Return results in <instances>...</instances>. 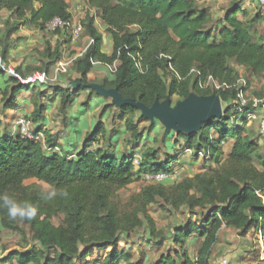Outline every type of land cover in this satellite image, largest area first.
I'll return each instance as SVG.
<instances>
[{
	"label": "trees",
	"instance_id": "16d2710c",
	"mask_svg": "<svg viewBox=\"0 0 264 264\" xmlns=\"http://www.w3.org/2000/svg\"><path fill=\"white\" fill-rule=\"evenodd\" d=\"M82 1L98 13L111 39V53L107 55L101 51L102 35L95 28V17L87 14L82 21V37L91 40L92 44L81 57L72 61L70 69L76 78L71 84H95L87 77L93 68L92 63L115 65L114 77L103 80L99 85L105 89H116L123 98L150 107L167 97L183 101L190 94H215L221 103H229L236 98V88L212 92L200 84L210 76L219 84L235 85L242 77L229 67L230 62L245 71L247 88L248 76L264 83L262 10L247 19L245 11L233 4L225 11L221 29L214 32L211 14L199 8L193 0ZM257 3L259 9L264 8V0H257ZM0 13L8 14L0 29V58L5 64L13 36L20 26L46 32V25L53 19H71L63 0H0ZM238 16L244 20H239ZM50 34L58 36L60 32ZM58 47L60 45L52 51L47 45L41 66L33 68V72H30L31 68L22 71L17 67L15 73L26 78L35 72L49 71L51 65L61 59ZM193 70L199 76L192 74ZM33 87L8 78L5 87L0 88V114L5 115L7 109L14 110L18 96L30 92ZM86 91L90 90L81 87L75 90L53 89V94L59 99L61 123H65L68 109L77 95ZM40 97L41 92L35 91L31 101L32 113L28 119L25 117L35 126L44 119L45 107L38 102ZM255 97L263 98L264 94ZM106 107L114 108L108 104L103 110ZM136 112L125 106L119 109L115 119L123 121L130 134V146L134 148L144 135L135 122ZM227 114H230L229 110H225L219 121L210 119L202 123L197 132L178 134L187 151L194 156H205V161L214 169L182 180L171 188L146 186L136 196L133 210L129 208L127 212L114 205L112 199L116 191L134 183L138 171H142L143 176L173 178L168 164H153L156 151L146 149L135 168L130 157L117 158L103 146L92 148L100 140L102 145L107 143L108 146L113 138L101 122L86 134L80 151L71 156L55 146L56 135L45 132L48 145L45 148L50 150L47 152L43 144L24 139L19 133L0 134V196L7 194L18 202H30L39 209L34 221L13 222L0 208V231L17 233L26 240L23 227L27 226L32 242L37 244L22 251L6 253L0 264H79L85 263L91 251L107 248L112 252L99 264H131L128 254L118 247L120 235L128 236L141 227L140 215L154 234V224L147 215V208L157 200L173 211L185 209L191 214L202 213V224L189 223L184 229L176 228L172 244L178 252L175 257L161 255L157 264H208L222 228L245 236L259 226L264 233V204L257 195V192L264 194V156L260 153L259 144L252 140L246 121L243 120L241 126L232 125ZM40 130L42 127L39 126ZM210 131H214L218 138L212 139ZM228 141L232 142V147L227 161L220 165L221 145ZM255 160L260 163L262 171L254 167ZM29 180L41 182L49 190L44 191L35 184L25 185ZM52 191L57 194L49 200L47 196ZM65 192L66 198L62 195ZM55 217L61 221L57 226L53 224ZM193 238L198 240L195 260L190 259L186 247Z\"/></svg>",
	"mask_w": 264,
	"mask_h": 264
},
{
	"label": "rangeland",
	"instance_id": "374dc122",
	"mask_svg": "<svg viewBox=\"0 0 264 264\" xmlns=\"http://www.w3.org/2000/svg\"><path fill=\"white\" fill-rule=\"evenodd\" d=\"M68 2L69 10L74 9L77 12H80V16H74L73 22H82L87 14H92L95 17V28L96 30L106 38H109L108 34L105 32V27L102 26L101 21L98 18V13H94L92 9H89L87 5L81 0H65ZM76 2L75 5L72 3ZM199 8L204 9L207 13L211 14L214 24L212 26L215 29L214 32H218L221 29L220 22L224 17L225 11L229 9L233 4L238 6L241 10L245 11L247 19L254 17V15L262 10L264 12V8L259 9L257 0H193ZM68 7V6H67ZM97 17H96V15ZM5 20L8 19V15L5 14ZM0 17V29H2L5 20ZM239 20H244L242 16H238ZM264 25V23H263ZM21 27V26H20ZM132 30H136L132 28ZM2 34H0L1 36ZM40 37L43 39H40ZM106 38V40H107ZM62 39V41H61ZM103 39V38H102ZM84 37H80L76 42L71 43L70 40L65 36H52L50 33L39 31L34 27H29L23 25L13 36L11 42V49L9 56L6 57V64L11 66L15 71L18 64H31V69L33 72V67L39 68L41 66V58L46 46L49 45L51 50L53 51L55 46L60 45L58 47L61 59V62L66 63V72L62 74H57L56 67L58 66V62L53 63L49 69V71L45 72L47 74V78L44 85L37 86L38 88H32V90L27 95H21L20 98L22 100L32 101L35 91L41 92L40 100L38 101L45 107L44 119L49 118V129L46 128L43 124L32 125L33 135L35 137V141L40 142L44 149L48 152L45 147L46 144V134L50 132L58 133L61 132V129L68 126L70 122L72 123L71 129H73L74 125L76 130L78 128V123H81L85 120L86 116L85 112L89 108L87 99L91 96L92 101L89 102L91 105V109L89 110L87 116H94L93 120L101 122L103 126L108 130L109 134L113 137L110 145H102V141L100 140L97 144L92 145V148H97L98 146L108 149L112 152V154L117 158H132L134 161L135 168H137V161L140 160V157L143 156V153L146 149H151L157 152L155 159L152 161L153 164L156 165H164L168 164V168L172 170V179H168L167 177L162 182H154L143 176L142 171H138L135 177V181L126 189L118 190L115 192L114 197L112 199L113 204L121 208L124 212L129 211V208H134L135 198L140 193V191L149 185L152 186H163L165 188H171L172 185L176 183L182 182V180L193 178L197 174L206 173L215 167L205 161V156L197 155L194 156L185 149L184 142L182 138L178 136L175 132H170L166 134L164 131V127L158 122L155 121L151 124L149 121L140 117V113H135V122L138 124V130L144 133L140 142L134 147L130 146V134L125 130V126L123 121H115L118 116L119 110L115 108H108L103 110L104 106L111 104L110 100L100 99L98 97H94L96 94L91 91L82 92L77 95L76 103L72 104L73 107L68 109L67 117L65 123H61V118L58 113L59 107V99L56 100V96L53 94V89L56 87L61 88H70L71 82L76 78L75 73L69 70L71 67L70 60H73L74 53H84L88 45L90 44V40L86 39V44L83 42ZM66 42V44H64ZM87 46V47H86ZM84 49L82 52L81 50ZM12 51V52H11ZM103 52L107 55L111 53V49L108 47L103 49ZM78 57H81V56ZM77 57V58H78ZM36 65V66H33ZM64 66V65H61ZM115 66V65H114ZM96 72L92 73L91 81L99 82L105 80L104 78H113V74H111V70L109 66H105L103 64H95L93 65ZM229 67L233 68L238 72L240 77L246 80L245 71L236 67L233 62L229 63ZM27 71L26 73H30ZM37 73V72H35ZM94 74V76H93ZM9 77L6 74L0 75V83L4 82ZM249 86L247 88L246 96L247 98H255L260 94H264V83L259 82L256 78L248 76ZM94 83V82H93ZM96 84V83H95ZM212 91V90H211ZM213 92V91H212ZM95 98L97 100H102L106 105H102L101 108H96L97 105L95 102ZM74 100V101H75ZM30 101V111L23 110L18 115L15 112L18 108L15 107L14 110H6L5 115L0 114V134H14L17 133V123L20 117H30L31 112L33 110L32 102ZM179 102L177 97L171 98V106L174 107L176 103ZM223 111L227 107V104L221 103ZM25 108V106H23ZM94 110L96 111L94 113ZM103 110V112H102ZM30 113V114H29ZM5 116L7 118H5ZM87 119V118H86ZM92 118L89 117V120ZM60 121V122H59ZM43 123V122H42ZM39 126L42 127V130L39 131ZM70 127V126H69ZM248 128L251 132V138L254 142H257L260 146V153L264 156V142L261 137L258 121H253L248 124ZM36 132V133H35ZM68 134L70 133L71 140L67 141L66 134L58 133L59 139L55 146H58L59 149H63L62 151L66 153H70L73 149L75 134L72 131H66ZM210 131V137L212 139H217L218 135L214 132ZM58 138V137H57ZM70 139V138H69ZM58 144V145H57ZM232 147V142L228 141V143L221 145V158L220 165L224 164L229 156L230 150ZM133 148V149H132ZM58 153L57 151H55ZM75 153H71V155ZM151 162V163H152ZM254 167L258 171H262L260 167V163L256 160L253 161ZM25 185H37L42 190L48 191L49 188L47 185L38 182L36 180H29L24 183ZM147 215L152 219L155 232L151 234L149 231V225L145 218L140 215L142 219V226L138 229L134 230L132 233L126 236L125 234L120 235V241L118 242V247L124 250L129 256V262L131 264H157L161 255L168 254L172 257H175V253L178 252L177 248L172 244L173 233L176 228H183L186 224H202L201 222V212H197L196 214H191L185 209H181L178 211L171 210V207L163 203L161 200H157L156 204L150 205L147 208ZM59 218L53 219L54 225L60 224ZM23 229L27 234V239H22V237L13 232L0 231V260L4 257V253H8L10 251H22L26 249L28 246L36 245L35 242H32L31 232L28 230L27 226H24ZM187 250H189V257L191 260H195V251L198 246V240L196 238L190 239L188 242ZM264 247V233L261 232L260 227L258 226L255 230H252L249 234L242 236L240 232H236L231 229L222 228L218 236V242L214 246L211 252V258L208 261V264H264L261 260L264 257L263 253ZM112 252V249L107 248L103 251H91L86 258L85 263L79 264H99L107 255ZM3 256V257H2ZM96 262V263H95ZM123 264V263H121Z\"/></svg>",
	"mask_w": 264,
	"mask_h": 264
},
{
	"label": "built area",
	"instance_id": "2783aa9c",
	"mask_svg": "<svg viewBox=\"0 0 264 264\" xmlns=\"http://www.w3.org/2000/svg\"><path fill=\"white\" fill-rule=\"evenodd\" d=\"M46 32L48 33H55L60 32V35L65 36L70 39L71 43L76 42L84 33V28L82 26V22H73V19L69 21H63L59 18L53 19L50 23L46 25ZM90 44L88 47L92 44V41L90 40ZM82 55V54H81ZM80 55V56H81ZM76 58H73V60ZM73 60H70V64ZM140 59L137 62V66L139 67ZM58 66L56 67L57 74H62L66 72L65 65L66 63L59 61ZM93 65L98 63H92ZM64 65V66H61ZM111 70V74H114L116 71V67L109 66ZM172 70V68H171ZM0 71L3 74H6L9 78H15L17 79L21 85L23 86H41L46 83L49 79L47 78V74L45 72H37L30 74L26 78L20 77L18 74L15 73V71L12 69L11 66L5 64L2 59L0 58ZM192 74L199 76V73L195 70L191 71ZM200 86L203 89H209L212 91H219V90H230L233 88L237 89L236 98L234 100H230L229 103H227V107L225 110H229L230 114L228 115V119L230 120L232 125H242V121H246L247 124L252 123L253 121H258L260 133L262 140L264 142V97L263 98H247V84L246 80L241 78L237 81L235 85H227V84H219L218 82L214 81L212 77H207ZM222 109V117L224 116V112ZM17 125V133L24 138L33 140L35 139L33 135L32 130V124L25 118L20 117L18 120ZM43 144V142H42ZM49 150V149H47ZM50 151V150H49ZM57 151V149H55ZM138 164V161H137ZM147 178L154 180V182H162L166 176L165 175H155V176H146ZM258 197L262 200L264 204V194L257 192ZM263 253H264V247H263ZM264 256V255H263ZM262 261H264V257L261 258Z\"/></svg>",
	"mask_w": 264,
	"mask_h": 264
},
{
	"label": "water",
	"instance_id": "95a60500",
	"mask_svg": "<svg viewBox=\"0 0 264 264\" xmlns=\"http://www.w3.org/2000/svg\"><path fill=\"white\" fill-rule=\"evenodd\" d=\"M78 87L90 90L96 96L110 100L115 109L130 106L140 113V117L153 124L158 121L166 134L175 132L177 134H192L201 129V124L208 120H221L222 106L220 98L212 94L210 96H198L190 94L185 100L179 101L174 107L171 106V99L167 97L163 102L156 101L152 106L147 107L133 99L123 98L116 89H105L99 84H70L75 90Z\"/></svg>",
	"mask_w": 264,
	"mask_h": 264
},
{
	"label": "crops",
	"instance_id": "0c3cea01",
	"mask_svg": "<svg viewBox=\"0 0 264 264\" xmlns=\"http://www.w3.org/2000/svg\"><path fill=\"white\" fill-rule=\"evenodd\" d=\"M66 4L68 3V2H66L65 0H63ZM76 1V0H75ZM82 1V0H81ZM76 4V2L74 3V1H73V3H72V5H75ZM69 5H71L70 3L69 4H67V6H68V8H69ZM70 15H71V17L72 18H74V16H80V12H77V10H75V7H74V9H72V10H69V12H68ZM5 14L6 13H0V17H2V18H4L5 17ZM8 15V14H7ZM3 20H5V18L3 19ZM103 26V25H102ZM22 27V26H21ZM20 27V28H21ZM19 28V29H20ZM18 29V30H19ZM109 38H107V35H106V38H107V40H106V38L105 37H103L102 36V38H103V42H102V46H101V51L103 52V49H104V46H105V48L107 47H109L110 49H111V45H112V43H111V39H110V36H108ZM40 39H42L41 37H40ZM42 41H43V39H42ZM83 42H85V44L87 43L86 42V40L84 39L83 40ZM74 44V43H73ZM87 47V46H86ZM11 49V48H10ZM10 49H9V51H8V54H7V56H9V53H10ZM82 52L84 51V49H82L81 50ZM12 52V51H11ZM104 53V52H103ZM83 54V53H82ZM105 54V53H104ZM80 55V53H74L72 56H73V58H77L78 56ZM41 64V63H40ZM31 64H27V65H25V64H18V66L17 67H20L21 68V70L22 71H24L26 68H31V66H30ZM33 66H36V65H33ZM33 68H35V67H33ZM50 69V68H49ZM69 70H70V68H69ZM97 70H95L94 69V67L92 68V70H91V72L88 74V79L91 81V78H92V73L93 72H96ZM93 76H94V74H93ZM91 77V78H90ZM104 79H107V78H104ZM111 78H109V80H110ZM7 81V80H6ZM6 81H4V82H1L0 83V88L1 89H3L4 87H5V83H6ZM92 83L94 82V83H96V84H100L101 83V81H99V82H95V81H91ZM28 95L29 94V92H23V93H21L19 96H18V98H17V102H16V107L18 108L15 112H17V114L16 115H18L19 113H21L23 110H25V111H30L31 110V106H30V101H27V100H22V98H20V96L21 95ZM81 94V93H80ZM92 97L93 96H91V97H89L88 99H87V102H88V107L87 108H89L88 110H86V112H85V115H83V116H86L85 117V120L83 121V122H81V123H78V128H77V130H76V127H75V125H74V127H73V129L72 130H70L71 129V125H72V121L70 122V124L68 125V126H66V127H64V128H62L61 129V132H58V133H65L66 134V139H67V137H68V139H67V141H70L71 140V136H70V133L68 134L66 131H72L74 134H75V139H74V143H75V145H73V149L70 151V153L69 154H71V153H78L79 151H80V149H81V147H82V144H83V142H84V140H85V136H86V134H88L89 132H91L92 130H93V128L97 125V123H98V121H96V120H93V115L91 116H87V114H88V112H90L89 110L91 109V105L89 104V102H91L92 101ZM94 97H97V96H94ZM98 98H100V97H98ZM96 100H95V102H96V108H101L102 107V105H106L104 102H102V100L100 101V100H97V98H95ZM101 99V98H100ZM56 100H58L57 98H56ZM76 103V100L73 102V104H75ZM23 106H25V108H23ZM73 107V105H71L70 107H69V109H71ZM96 111L94 110V113H95ZM32 113V112H31ZM30 114V113H29ZM30 116V115H29ZM67 117L69 118V115L67 114ZM89 117H91L92 119L91 120H89ZM87 118V119H86ZM48 119L49 118H46L45 117V119H43V123H41V124H43L44 126H46V128L47 129H49V122H48ZM60 122V121H59ZM70 126V127H69ZM58 133H53V132H50L49 133V135H56L58 138H57V140H56V143H57V141H58V139H59V134ZM70 138V139H69ZM58 145V144H57ZM186 247H188V243H187V245H186ZM188 249H189V247H188ZM188 253H189V250H188ZM4 256L6 255L5 253L3 254ZM3 257V256H2ZM210 258H211V256L209 257V260H210ZM211 261V260H210Z\"/></svg>",
	"mask_w": 264,
	"mask_h": 264
},
{
	"label": "clouds",
	"instance_id": "9594fccd",
	"mask_svg": "<svg viewBox=\"0 0 264 264\" xmlns=\"http://www.w3.org/2000/svg\"><path fill=\"white\" fill-rule=\"evenodd\" d=\"M56 192L52 191L47 199H54L56 196ZM62 195L66 198L67 193H62ZM0 208L6 211L8 218L13 221H34L39 215L38 206L33 205L30 202H18L17 200L11 198L9 195L4 194L0 196Z\"/></svg>",
	"mask_w": 264,
	"mask_h": 264
}]
</instances>
